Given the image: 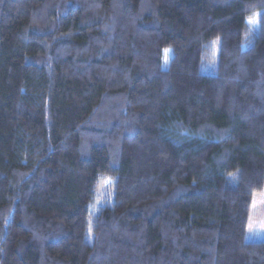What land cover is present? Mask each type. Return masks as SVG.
<instances>
[{
	"label": "trees",
	"instance_id": "obj_1",
	"mask_svg": "<svg viewBox=\"0 0 264 264\" xmlns=\"http://www.w3.org/2000/svg\"><path fill=\"white\" fill-rule=\"evenodd\" d=\"M263 190L264 0H0V264H264Z\"/></svg>",
	"mask_w": 264,
	"mask_h": 264
},
{
	"label": "rangeland",
	"instance_id": "obj_2",
	"mask_svg": "<svg viewBox=\"0 0 264 264\" xmlns=\"http://www.w3.org/2000/svg\"><path fill=\"white\" fill-rule=\"evenodd\" d=\"M250 20L253 22H250ZM249 22L254 23V19L249 18ZM107 184L108 180L101 183L98 190L99 197L106 194ZM245 238L246 240L264 239V190L253 198Z\"/></svg>",
	"mask_w": 264,
	"mask_h": 264
},
{
	"label": "snow or ice",
	"instance_id": "obj_3",
	"mask_svg": "<svg viewBox=\"0 0 264 264\" xmlns=\"http://www.w3.org/2000/svg\"><path fill=\"white\" fill-rule=\"evenodd\" d=\"M257 15H259V14H257ZM250 22H253V21L250 20Z\"/></svg>",
	"mask_w": 264,
	"mask_h": 264
}]
</instances>
